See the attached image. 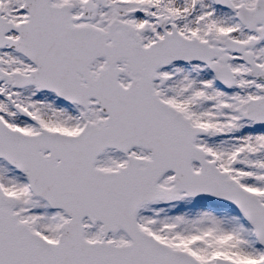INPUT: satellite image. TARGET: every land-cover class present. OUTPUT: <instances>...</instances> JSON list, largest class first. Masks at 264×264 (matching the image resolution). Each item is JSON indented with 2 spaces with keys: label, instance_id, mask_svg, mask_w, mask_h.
I'll return each instance as SVG.
<instances>
[{
  "label": "snow or ice",
  "instance_id": "snow-or-ice-1",
  "mask_svg": "<svg viewBox=\"0 0 264 264\" xmlns=\"http://www.w3.org/2000/svg\"><path fill=\"white\" fill-rule=\"evenodd\" d=\"M0 264H264V0H0Z\"/></svg>",
  "mask_w": 264,
  "mask_h": 264
}]
</instances>
